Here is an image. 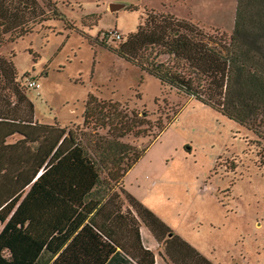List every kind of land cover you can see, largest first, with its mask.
<instances>
[{
	"label": "trees",
	"instance_id": "obj_1",
	"mask_svg": "<svg viewBox=\"0 0 264 264\" xmlns=\"http://www.w3.org/2000/svg\"><path fill=\"white\" fill-rule=\"evenodd\" d=\"M41 7L37 0H0V36L31 32L47 18L38 16ZM48 12L60 16L55 5ZM110 36L102 33L103 46L163 87L244 126L264 158V0H237L227 42L155 10L140 16L134 32ZM7 64L0 66V264H111L115 258L116 264H158L142 243V225L166 264H214L123 184L176 110L150 135L147 109L139 113L90 94L81 125L42 123L34 120L26 77L19 83ZM129 135L152 141L135 149L125 140Z\"/></svg>",
	"mask_w": 264,
	"mask_h": 264
},
{
	"label": "rangeland",
	"instance_id": "obj_2",
	"mask_svg": "<svg viewBox=\"0 0 264 264\" xmlns=\"http://www.w3.org/2000/svg\"><path fill=\"white\" fill-rule=\"evenodd\" d=\"M37 2L45 20L20 37L0 36V66L10 61L19 83L25 77L40 83L38 89L25 88L34 120L81 125L85 101L93 94L139 113L147 109L151 135L154 124L176 110L151 144V136L125 139L135 149L149 144L125 173V189L214 264H264V158L257 138L101 44L104 31L126 36L150 10L227 42L237 0H49L59 17L50 15L46 0ZM110 4L120 7L112 12ZM143 235L144 242L155 243L145 228Z\"/></svg>",
	"mask_w": 264,
	"mask_h": 264
},
{
	"label": "crops",
	"instance_id": "obj_3",
	"mask_svg": "<svg viewBox=\"0 0 264 264\" xmlns=\"http://www.w3.org/2000/svg\"><path fill=\"white\" fill-rule=\"evenodd\" d=\"M143 228H145L149 233H150V231L145 226H143V225L140 227V233H141L142 243H143L144 247L147 248V249H149V250H151L154 253L155 259L157 260L158 263H160V264H166L165 261L158 254V247H157L158 245H157L155 239L153 238V236L151 235V233H150V236L152 237L151 239L155 243L152 245V243H149L150 241L149 242L148 241H145L144 242ZM110 262H111V264L120 263V261L117 258H115L114 260H112Z\"/></svg>",
	"mask_w": 264,
	"mask_h": 264
},
{
	"label": "built area",
	"instance_id": "obj_4",
	"mask_svg": "<svg viewBox=\"0 0 264 264\" xmlns=\"http://www.w3.org/2000/svg\"><path fill=\"white\" fill-rule=\"evenodd\" d=\"M108 33L111 35V38H115V39H121V33L118 32L117 30H111L108 31ZM26 85L28 88H40V83L38 81H36L35 79H31V80H27L26 81Z\"/></svg>",
	"mask_w": 264,
	"mask_h": 264
},
{
	"label": "water",
	"instance_id": "obj_5",
	"mask_svg": "<svg viewBox=\"0 0 264 264\" xmlns=\"http://www.w3.org/2000/svg\"><path fill=\"white\" fill-rule=\"evenodd\" d=\"M120 6L116 4H110V10L114 12L116 9H118Z\"/></svg>",
	"mask_w": 264,
	"mask_h": 264
}]
</instances>
